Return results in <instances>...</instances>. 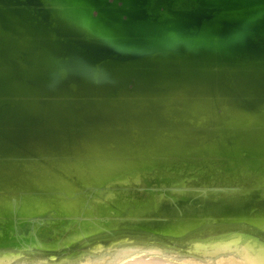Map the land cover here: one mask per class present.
<instances>
[{"label": "bare ground", "instance_id": "obj_1", "mask_svg": "<svg viewBox=\"0 0 264 264\" xmlns=\"http://www.w3.org/2000/svg\"><path fill=\"white\" fill-rule=\"evenodd\" d=\"M220 115L0 124V264H264V132Z\"/></svg>", "mask_w": 264, "mask_h": 264}, {"label": "water", "instance_id": "obj_2", "mask_svg": "<svg viewBox=\"0 0 264 264\" xmlns=\"http://www.w3.org/2000/svg\"><path fill=\"white\" fill-rule=\"evenodd\" d=\"M220 113L264 132V0H0V124Z\"/></svg>", "mask_w": 264, "mask_h": 264}, {"label": "rangeland", "instance_id": "obj_3", "mask_svg": "<svg viewBox=\"0 0 264 264\" xmlns=\"http://www.w3.org/2000/svg\"><path fill=\"white\" fill-rule=\"evenodd\" d=\"M113 230H117V229H113ZM108 231H112V229H111V230H108ZM93 235H95V234H93ZM93 235H92V236H93ZM85 237H91V236H85ZM75 240H76V239H75ZM72 242H73L72 244H71V242H67V243L65 242L64 245L70 247V246H72V245L74 244L75 241L73 240Z\"/></svg>", "mask_w": 264, "mask_h": 264}]
</instances>
